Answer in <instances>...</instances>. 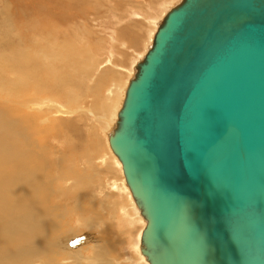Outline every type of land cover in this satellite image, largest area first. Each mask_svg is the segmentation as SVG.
<instances>
[{
    "label": "water",
    "instance_id": "95a60500",
    "mask_svg": "<svg viewBox=\"0 0 264 264\" xmlns=\"http://www.w3.org/2000/svg\"><path fill=\"white\" fill-rule=\"evenodd\" d=\"M107 134L148 264H264V0H177Z\"/></svg>",
    "mask_w": 264,
    "mask_h": 264
},
{
    "label": "rangeland",
    "instance_id": "374dc122",
    "mask_svg": "<svg viewBox=\"0 0 264 264\" xmlns=\"http://www.w3.org/2000/svg\"><path fill=\"white\" fill-rule=\"evenodd\" d=\"M26 1L27 0H7L6 2V0H0V46L3 48L0 50V63L5 65V69L3 68L1 72L3 77L5 76L4 85L5 87L10 85L11 88H13L14 85L19 86L23 83L21 87L24 88L25 93H22L20 99H27L28 103L34 101L38 102L40 105V102L37 100L38 94H42L45 97H54L56 105L62 108L65 113L61 114L60 118H56L59 120V126L50 133L46 127H55V124L52 123L51 113L46 110L47 108L50 109L51 103L49 102L51 101H47L49 104H46V109H43V107L30 108L29 105L26 106L20 103L21 101H17L14 97L11 99H3L0 97V121L5 127L8 126V128L6 127L7 130L10 129L9 131L16 134L19 148L23 152H29L34 156L36 159V162H34L40 167V174L43 172L41 168L47 166L45 171L48 174L40 177V188L42 185V190L39 191L41 194L36 193L32 201L35 202L42 198L44 204L46 206L49 205V208L56 206L60 211L59 219H63L57 222V224L62 223V227L56 234L60 239H58V245L56 243L53 244L55 246V252L53 251V254H55V256L53 255L55 257L54 259L57 258L59 260L58 262L56 259L54 263L147 264L140 255L139 241L136 242L138 245L136 249L129 247V252L132 256L129 253L126 254L127 243H125V241L128 237L133 239L135 236V238H137L136 234L139 235V233L136 232H138L137 228L141 227L142 218L137 211L133 210L132 204L134 203L131 195L126 185H123L125 191H123L122 194L119 193L120 198L122 200L126 198L125 201L129 204L126 203L123 207H118V213H122V215L119 216L121 218V220H119L121 223L116 220L117 213L114 214V210L117 207L114 205L115 203H112L115 202L118 193H110L106 184L109 181L115 182L121 180L123 182V176H121L120 164L117 163V159L109 150L105 129L107 128L106 126L111 125L112 127L114 122L111 124L110 119L116 115L118 104L122 99L120 93L124 90L127 80L133 73V66L136 61L139 60L138 56L142 55L143 52L145 53L150 43L149 37H151L154 29L153 31H149L150 25L148 22L156 20L159 12L163 15L164 8L160 9L159 6H161L163 2L169 4L172 0ZM28 2L30 3L28 4ZM7 7H9L8 10ZM152 13H154V16L150 15ZM5 17L6 19H3ZM115 19H119V21H115ZM12 22L13 26L10 24ZM14 23H17L18 28L15 27L16 25ZM21 26H23L25 30L22 40L17 37V30L20 31ZM124 33L128 36L125 37ZM50 34L53 36L52 38ZM110 34L113 38H111ZM113 34L116 36L114 37ZM118 34L119 37H122L121 39L118 38ZM46 37L50 38L49 40L52 42L53 46H61L60 48H63V55L65 54V48L69 49L66 51L65 57L68 54L67 59L71 61L70 64L63 58L60 62L61 67L57 64L56 66L58 68L51 69V66H48L46 62L45 55L44 59L39 58L40 67L37 68L33 63L35 61H31L35 58L31 57L34 55L38 57L41 53L48 51V43L45 44V41H43ZM108 38L114 39L115 41L109 43L111 39ZM68 39H70V41ZM130 39L134 40V43H132ZM56 41H58L57 43L60 46ZM124 41L127 44H125ZM121 42L125 45L121 44ZM66 44H68V46ZM69 45L71 48H69ZM122 45L125 48L122 47ZM94 55L98 57L97 63L94 61L91 63V60H93L91 57H96ZM1 58L5 59L2 60ZM71 59H74L76 63H73L74 61ZM63 60H65V63ZM99 60L100 62L98 63ZM109 61L111 62L110 65H106L105 67L102 66ZM88 62H90V66L86 64ZM113 62L116 64H113ZM43 63H45V65ZM59 68H61L62 72L64 71L62 77L54 76ZM42 69H44V72ZM52 71L55 73H52ZM103 78L105 79L102 80ZM99 80H102V83ZM6 81L8 83H6ZM32 81L34 82L32 83ZM35 81L37 82L35 83ZM114 82L117 86L114 88V91H117L115 93V98H112L113 88L109 90V83L112 86ZM101 84L104 85V87ZM27 94L29 95L27 96ZM23 105L25 107H23ZM103 107H105V113L100 110ZM112 107L113 111L111 110ZM48 115L51 119L48 118ZM99 115L104 119L99 118L98 120L97 118ZM91 150L96 152L94 161H92L93 156L89 152ZM42 162H46L47 165ZM76 184L77 186L75 187ZM71 185L72 187H70ZM103 199L104 202L102 201ZM127 199L129 200L127 201ZM131 200L132 202L130 203ZM102 202L103 204H101ZM31 208L32 207L27 208L26 212L29 213ZM77 208L80 211L77 210ZM134 213H138L137 216L141 218L136 220L137 222L140 221L139 223H133L136 222L132 219ZM110 215L113 217L110 221H114L117 225V228L114 226L111 227V230L106 229V224H98L101 218L107 219ZM5 218L6 217L3 215L2 219ZM89 218H91V224H94V226L87 230L88 227L86 225H88L87 222H90ZM35 221L39 225L42 224L40 219ZM130 221L131 223H129ZM123 222L126 224H123ZM54 223L55 220L52 219V227L56 225ZM38 224H36V227L40 228ZM53 232H56V230ZM132 242H134V240L130 242V246ZM60 246L61 248H59ZM32 262L34 263V261Z\"/></svg>",
    "mask_w": 264,
    "mask_h": 264
},
{
    "label": "bare ground",
    "instance_id": "6f19581e",
    "mask_svg": "<svg viewBox=\"0 0 264 264\" xmlns=\"http://www.w3.org/2000/svg\"><path fill=\"white\" fill-rule=\"evenodd\" d=\"M28 1V0H27ZM26 1V2H27ZM177 0H172L169 4H167L166 2H163V4L160 7L164 8V12L168 9V7H170L174 2H176ZM7 2V0H6ZM30 2H28L29 4ZM148 3V2H147ZM165 3V4H164ZM36 5V4H35ZM14 6V5H13ZM30 6V5H29ZM155 6V5H154ZM37 7V6H35ZM147 7V6H146ZM150 7V6H149ZM148 7V9H149ZM9 7H7L8 10ZM158 8V7H157ZM29 10V9H28ZM153 10V9H151ZM21 11V10H20ZM81 13V12H80ZM135 13V12H134ZM156 13V12H155ZM145 14V12H144ZM157 14V13H156ZM164 14V13H163ZM19 15V14H18ZM89 15V14H88ZM135 15V14H134ZM143 15V14H142ZM151 16H154V13L150 14ZM149 15V16H150ZM20 16V15H19ZM133 16V15H132ZM158 18L154 21L148 22L149 23V31H153V29L155 30V26L156 23L158 22V20L162 17L161 12H159V14L157 15ZM4 17V15H3ZM134 17V16H133ZM144 18V16H143ZM3 19H6L3 18ZM10 19V18H9ZM8 19V20H9ZM7 20V21H8ZM16 20V19H15ZM21 20V18H20ZM50 20V19H49ZM119 21V19H115V21ZM142 20V19H141ZM12 21V20H10ZM9 21V22H10ZM14 21V20H13ZM123 21V20H121ZM4 22V20H3ZM145 22V21H144ZM7 23V22H6ZM21 23V22H20ZM120 23V22H119ZM118 23V24H119ZM146 23V22H145ZM13 26V22L10 23ZM15 24V23H14ZM25 24V23H24ZM117 24V25H118ZM8 25V24H7ZM17 27V23L15 24ZM22 25V23H21ZM4 26V25H3ZM8 27V26H7ZM6 28V27H5ZM18 28V27H17ZM20 28V27H19ZM133 28V27H132ZM136 28V27H135ZM4 29V28H3ZM7 29V28H6ZM53 29V28H52ZM5 30V29H4ZM126 30V29H125ZM17 37L22 40L23 39V32L25 31L23 29V26H21L20 31L17 30ZM34 31V30H33ZM50 31V30H49ZM107 31V30H106ZM7 32V31H6ZM30 32V31H29ZM112 32V31H111ZM135 32V31H134ZM154 32V31H153ZM2 33V32H1ZM9 33V31H8ZM32 33V32H31ZM40 33V32H39ZM120 33V32H119ZM140 33V32H139ZM26 34V33H25ZM30 34V33H29ZM36 34V33H35ZM41 34V33H40ZM84 34V33H83ZM115 34V33H114ZM113 36L115 37L116 35ZM128 34V33H127ZM3 35V34H2ZM27 35V34H26ZM111 35V34H110ZM130 35V34H129ZM138 35V34H136ZM1 36V35H0ZM28 36V35H27ZM31 36V34H30ZM41 36V35H39ZM38 36V37H39ZM46 36V34H45ZM51 38L53 37L50 34ZM122 36V35H121ZM124 36L127 37L124 33ZM123 36V37H124ZM152 36V35H151ZM4 37V36H3ZM44 37V36H42ZM134 37V36H133ZM26 38H30V37H26ZM70 38V37H69ZM111 38L112 35H111ZM108 38V39H111ZM118 38L121 39L122 37H119L118 34ZM116 38V39H118ZM131 38V37H130ZM136 38V37H135ZM151 40V37H149ZM44 39V38H43ZM50 38L46 37L43 41H45V44H47V50L45 53H41L38 57L37 56H32L31 58H35L32 59L31 61H35L33 62L37 68L40 67L39 66V58H43L46 55V62L48 64V66H51V69L55 68L56 69V65L58 64L59 67H61L60 62L62 61V59L64 58L67 62H69V64L71 63L70 60L67 59L68 54L65 57L66 51L69 49L65 48V54L63 55L62 49L60 48L61 46L57 43L58 41H56V43L60 46H53L52 42L49 40ZM5 40V39H4ZM3 40V41H4ZM29 40V39H28ZM35 40V39H33ZM70 41V39H68ZM123 40V39H122ZM125 40V39H124ZM129 40V39H128ZM132 40V39H130ZM141 40V38H140ZM60 41V40H59ZM113 41H115L114 39L109 40V43H112ZM117 41V40H116ZM10 42V41H9ZM34 42V41H33ZM37 42V41H36ZM136 42V40H135ZM150 42V41H149ZM4 43V42H3ZM43 43V42H42ZM55 43V42H54ZM61 44H63L62 42H59ZM108 43V44H109ZM117 43V42H116ZM125 44H127L124 41ZM132 43H134V40H132ZM131 43V44H132ZM35 44V43H34ZM55 44V45H57ZM72 44V43H71ZM94 44V43H93ZM120 44V43H118ZM121 44H123L121 42ZM120 44V45H121ZM123 44V45H125ZM141 44V43H140ZM143 44V43H142ZM145 44V43H144ZM33 45V44H32ZM68 46V44H66ZM117 45V44H116ZM119 45V46H120ZM122 45V47H124ZM134 45V44H133ZM30 46V45H29ZM63 46V45H62ZM76 46V45H75ZM102 46V45H101ZM37 47V44H36ZM41 47V46H40ZM64 47V46H63ZM110 47V46H109ZM121 47V46H120ZM32 48V47H31ZM69 48L70 45H69ZM111 48V47H110ZM125 48V47H124ZM3 48L0 46V50H2ZM36 49V48H34ZM33 49V50H34ZM86 49V48H84ZM82 49V50H84ZM40 50V49H39ZM108 50V49H107ZM35 51V50H34ZM37 51V50H36ZM41 51V50H40ZM111 51V50H110ZM44 52V51H42ZM70 52V51H69ZM75 52V51H73ZM15 54V53H14ZM31 54V53H30ZM144 54V52L142 53V55ZM4 55V53H3ZM93 55V53H92ZM142 55L138 56L140 59L142 57ZM70 56V55H69ZM84 56V55H83ZM82 56V57H83ZM86 56V55H85ZM96 56V55H94ZM27 57V56H26ZM74 57V56H73ZM72 58V57H70ZM93 58V60H91V63L96 62L97 61V56L96 57H91ZM103 58V57H102ZM118 58V57H117ZM2 59V58H1ZM5 59V58H3ZM2 59V60H3ZM41 59V60H43ZM137 59V58H136ZM1 60V61H2ZM15 60V59H14ZM63 60V62L65 61ZM72 60V59H71ZM110 60V59H109ZM121 60V59H120ZM25 61V60H24ZM44 61V60H43ZM74 61V59L72 60ZM11 62V61H10ZM28 62V61H27ZM41 62V61H40ZM100 62V60L98 61V63ZM29 63V62H28ZM65 63V62H64ZM73 63H76V61H74ZM72 63V64H73ZM97 63V62H96ZM7 64V63H6ZM45 65V63H43ZM88 64V66H90V62L86 63ZM111 62L109 61L108 63L106 62L105 64H103L102 66L105 67L106 65H110ZM113 64H116L113 62ZM112 64V65H113ZM22 65V64H21ZM42 65V63H41ZM93 65V64H92ZM18 66V65H17ZM30 66V65H29ZM75 66V64H74ZM5 67L4 64L0 63V97H2L3 99H11L12 97L16 98L17 101L20 100V103L25 104L26 106L29 105L30 108H34V107H40L43 109H46L45 107L46 104L48 103L47 101H51L49 103H51L50 105V109L47 108L46 110H48L51 113V117H52V123L55 124V127L51 126L50 124V128L46 127L50 133L53 132V130H55L58 126H59V120L56 118H60V115L65 113L62 108L58 107L56 105V100L54 97H45L42 94H38L37 95V100L40 102V105L38 104V102H30L28 103L27 99L26 100H22L20 99L22 96V93H25L24 88L21 87L23 85V83H21L19 86H13V88H11V86L9 85L8 87H5V76L3 77V75L1 74L2 69ZM13 67V66H12ZM72 67V66H71ZM112 67V66H111ZM114 67V65H113ZM8 68V67H7ZM44 68V67H43ZM58 68V67H57ZM129 68V67H128ZM127 68V70H128ZM5 69V68H4ZM41 69V68H40ZM45 69V68H44ZM44 69L43 72H44ZM54 69V70H55ZM72 69V68H71ZM89 69V68H88ZM115 69V68H114ZM124 69V68H123ZM23 70V68H22ZM41 70V71H42ZM120 70V69H119ZM134 70V69H133ZM21 71V69H20ZM73 71V70H72ZM87 71V70H86ZM11 72V71H10ZM38 72V71H37ZM64 72V71H63ZM63 72L61 71V68H59L56 72L57 77H62L63 76ZM8 73V72H7ZM52 73H55L52 71ZM94 73V72H92ZM16 74V73H15ZM42 74V72H41ZM32 75V74H31ZM34 75V72H33ZM20 76V75H19ZM11 77V76H10ZM38 77V76H37ZM43 77V76H42ZM119 77V76H118ZM7 78V77H6ZM34 78V77H33ZM44 78V77H43ZM8 79V78H7ZM29 79V78H28ZM41 79V78H40ZM38 79V80H40ZM105 78H103L102 80H104ZM32 80V79H30ZM42 80V79H41ZM45 80V79H44ZM102 80H99L100 82ZM107 80V79H106ZM116 80V79H115ZM112 80V81H115ZM52 81V79H51ZM64 81V79H63ZM98 81V82H99ZM29 82V81H28ZM34 81H32L33 83ZM37 81H35L36 83ZM60 82V81H58ZM62 82V80H61ZM105 82V81H104ZM119 82V81H118ZM6 83H8L6 81ZM40 83V81H39ZM102 83V82H101ZM108 83V82H107ZM111 83V82H110ZM110 85V89L112 90V98H115V93L116 91H114V88H116L117 86L115 85V82L113 83V87ZM31 84V83H30ZM29 84V85H30ZM45 84V82H44ZM53 84V83H52ZM104 84V83H103ZM8 85V84H7ZM36 85V84H34ZM40 85V84H39ZM38 85V86H39ZM56 85V83H55ZM54 85V86H55ZM102 85V84H101ZM31 86V85H30ZM50 86V85H49ZM48 86V87H49ZM104 87V85H102ZM57 87V86H56ZM64 87V86H63ZM43 88V87H42ZM102 88V87H101ZM31 89V88H30ZM29 89V90H30ZM53 89V87H52ZM61 89V88H60ZM91 89V87H90ZM28 90V89H27ZM62 90V89H61ZM92 90V89H91ZM39 91V90H38ZM47 91V90H44ZM124 91V90H123ZM123 91L120 93L121 98L123 97ZM31 92V91H30ZM53 92V91H52ZM101 92V91H100ZM34 93V91H33ZM42 93V91H41ZM48 93V92H47ZM50 93V92H49ZM64 93V92H63ZM32 94V93H29ZM27 94V96L29 95ZM62 94V93H61ZM48 95V94H47ZM50 95V94H49ZM64 95V94H63ZM57 96V95H56ZM33 97V96H32ZM31 97V99H32ZM58 97V96H57ZM56 97V98H57ZM50 98V99H47ZM45 99V100H43ZM58 99V98H57ZM63 99V98H62ZM68 99V98H67ZM30 100V99H28ZM34 100V99H33ZM64 100V99H63ZM122 100V99H121ZM121 100L118 104V107L121 103ZM4 103V102H3ZM48 103V104H49ZM97 104V103H96ZM22 105V104H21ZM23 107H25L23 105ZM52 108V109H51ZM116 108V107H115ZM42 109V110H43ZM79 110V109H78ZM102 111H104L103 113H105V107H103L102 109H100ZM111 110L113 111V107L111 108ZM19 111V110H18ZM46 112V111H45ZM99 112V111H97ZM91 113V112H90ZM1 115V114H0ZM86 115V114H85ZM66 116V115H65ZM71 116V114H70ZM40 117V116H39ZM3 118V117H2ZM48 118L49 115H48ZM100 119H104L103 117H101V115L98 116V120ZM37 119V118H35ZM51 119V118H50ZM49 119V120H50ZM115 116L112 117V119H110V123L112 124L114 122ZM6 120V119H4ZM33 120V119H32ZM31 120V122H32ZM43 122V121H42ZM46 122V121H45ZM51 122V121H50ZM49 122V123H50ZM57 122V123H56ZM13 125V124H12ZM109 125V124H108ZM113 125V124H112ZM8 128V126H6ZM0 121V264H55V254H53V251L55 250V246L53 245L54 243H56L58 245V241L59 236L57 237L56 234L58 231L61 230L62 227V223L61 224H57L58 220H61L62 218L59 219V214L60 211L59 209L54 206L52 208H49V205L46 206L44 204V200L42 198H40L39 200H34L35 202H33V198L35 197L36 193L41 194L39 190H42V185L40 188V177L41 176H46L48 173H46V168H41L42 169V173L40 174V167L35 163L36 159L34 158L33 155H31L29 152H23L20 148H19V144L17 143V136L14 132L7 130L6 128ZM105 127V126H104ZM107 128L105 129V133L108 134L110 129L112 128L111 125L110 126H106ZM17 128V127H16ZM31 130V129H30ZM41 130V129H40ZM32 131V130H31ZM41 132V131H40ZM43 133V132H42ZM28 134V133H27ZM41 134V133H40ZM49 134V133H48ZM103 135V134H102ZM30 136V135H29ZM40 136V135H39ZM47 136V135H46ZM49 136V135H48ZM43 137V136H42ZM52 137V136H51ZM23 138V136H22ZM44 138V137H43ZM54 138V137H53ZM42 139V138H41ZM72 139V138H71ZM21 140V139H20ZM30 144V143H29ZM108 144V143H107ZM77 145V144H76ZM109 147V146H108ZM22 148V147H21ZM89 148V147H88ZM41 149V148H40ZM92 149V148H91ZM25 150V149H23ZM110 150V148H109ZM111 151V150H110ZM91 153V155L93 156V160L94 161V157L96 152L94 150L89 151ZM88 152V154H89ZM100 152V151H98ZM34 153V152H33ZM112 153V152H111ZM90 155V154H89ZM112 155L115 157V155L112 153ZM36 156V155H35ZM39 157V156H38ZM41 158V156H40ZM104 158V157H103ZM116 158V157H115ZM38 159V158H37ZM89 159V158H88ZM117 159V158H116ZM106 160V159H104ZM35 161V162H34ZM41 161V160H40ZM89 161V160H88ZM98 162V161H97ZM40 163V162H39ZM45 165H47L46 162H42ZM101 163V162H100ZM110 163V162H109ZM117 163H119V161L117 160ZM43 164V165H44ZM120 164V163H119ZM106 165V164H105ZM118 165V164H117ZM51 166V165H50ZM58 166V165H57ZM62 166V165H61ZM60 166V167H61ZM99 166V165H98ZM67 167V166H66ZM58 168V167H57ZM49 169V168H48ZM48 171V170H47ZM110 171V170H109ZM121 171V170H120ZM115 173V172H114ZM46 174V175H45ZM121 174V173H120ZM69 175V174H68ZM114 175V174H113ZM58 176V175H57ZM73 176V175H72ZM115 176V175H114ZM122 176V175H121ZM121 178V177H120ZM66 179V178H65ZM109 179V178H108ZM123 182L120 181H109L106 185L109 189V192L112 194H117V198H115V202H113L112 204H114L117 208H115L114 210V214L117 213V218L116 220L119 221L121 220V218L119 217L121 214L118 213V207H123L124 204H126L127 202L125 201V199H121L120 198V194H122L123 191H125V188L123 185H126L124 182V179H122ZM52 181V180H51ZM108 181V180H107ZM46 183V182H45ZM74 183V182H73ZM76 183V181H75ZM78 183V182H77ZM44 185V183H43ZM52 186V185H51ZM77 186V184L75 185V187ZM72 187V185L70 186ZM127 187V186H126ZM46 190V189H45ZM73 190V189H72ZM47 191V190H46ZM63 191V190H62ZM46 193V192H45ZM47 193L49 194V192L47 191ZM130 193V192H129ZM53 194V193H50ZM98 197V196H97ZM132 198V197H131ZM66 199V198H65ZM111 199V198H110ZM106 200V199H105ZM112 200V199H111ZM129 199H127L128 201ZM133 200V199H132ZM132 200L130 201V203L132 202ZM104 202V199L102 200ZM108 201V199H107ZM121 201V202H120ZM103 202L101 204H103ZM90 203V202H89ZM134 203V201H133ZM60 204V203H59ZM107 204V203H106ZM129 204V203H127ZM133 205V207H132ZM131 207L133 208L134 211L138 212V209L134 204H132ZM102 206V205H101ZM128 206V205H127ZM32 207L31 211H29V213H27V208ZM90 207V206H89ZM105 207V206H104ZM100 208V207H99ZM77 210H79L77 208ZM86 210V209H85ZM125 210V209H124ZM127 210V209H126ZM76 211V210H75ZM80 211V210H79ZM86 212V211H83ZM139 213V212H138ZM138 213H134L133 218L135 221L139 220L141 218H139L137 216ZM104 214V213H103ZM136 214V215H135ZM5 216V219H2V216ZM75 215V214H74ZM124 215V214H123ZM140 215V214H139ZM76 216V215H75ZM93 216V215H92ZM77 217V216H76ZM91 217V216H90ZM115 217V216H114ZM123 217V216H122ZM126 217V216H125ZM124 217V218H125ZM65 218V217H64ZM83 218V217H81ZM111 218L113 219L112 215L108 216L107 219H103L101 218V220L98 222V224L104 225L106 224V229H110L111 227H116L117 225L114 223V221H110ZM128 218V217H126ZM139 218V219H138ZM2 219V220H1ZM40 219V221L42 222V224H38L35 220ZM54 219L56 225H54V227L51 226V220ZM90 222H87L88 225H86L88 228H92L94 226V224H91V218ZM63 220V219H62ZM61 220V221H62ZM121 223V221H119ZM140 221H136L133 222L134 224L139 223ZM131 223V221L129 222ZM141 223L144 225V220L143 218L141 219ZM36 224H38V226L40 228L36 227ZM123 224H126L125 222H123ZM141 224L140 228H137L136 233L140 234V230L143 227V225ZM100 225V226H101ZM128 226V225H127ZM83 227V226H81ZM59 228V229H58ZM117 228V227H116ZM133 228V227H132ZM54 230H56V232H53ZM93 230V229H92ZM137 235V238H135V236L133 237V239L131 238H127V240L125 241V243H127V253H129L131 256L132 254L129 252V247L132 249H136V247L138 246L136 244V242L139 241V235ZM59 239V240H58ZM134 240V242L131 243L130 246V242ZM58 242V243H57ZM61 248V246L59 247ZM63 250V249H62ZM132 251V250H131ZM55 252V251H54ZM140 252V251H139ZM54 255V256H53ZM142 259L144 262H146L148 264V262L146 261V259L144 258V256L140 253ZM58 256V255H57ZM79 256V255H78ZM58 260V259H57ZM34 261V263L32 262ZM130 261V260H129ZM59 262V260H58ZM128 262V261H127ZM132 262V261H131Z\"/></svg>",
    "mask_w": 264,
    "mask_h": 264
}]
</instances>
